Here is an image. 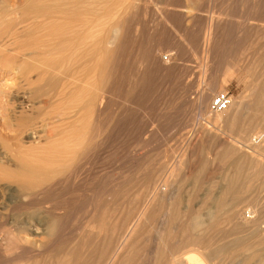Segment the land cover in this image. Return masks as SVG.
I'll return each mask as SVG.
<instances>
[{
	"label": "bare ground",
	"instance_id": "obj_1",
	"mask_svg": "<svg viewBox=\"0 0 264 264\" xmlns=\"http://www.w3.org/2000/svg\"><path fill=\"white\" fill-rule=\"evenodd\" d=\"M154 1L158 2V0H0V79L12 73V71L20 72L21 70L18 76L20 75L19 79L24 82V86L19 88L18 91V94L22 93L19 99H10L11 96L9 95L11 94H9V91H4L0 87V186H4V190L7 191L5 201L2 203V207L0 206V225H2L0 227V236L9 237L13 248V252L11 251L13 254L9 255L6 249L7 253L4 252L5 254L13 255L17 258L18 256L23 257L38 253L40 259H37L40 262L38 264H129L136 260L137 257L130 253V249L133 248L134 239L138 236L137 230L141 228L139 223L142 220V222H146L144 219L147 220L149 217L151 220L153 219L151 216L161 212H163L164 216L161 217L163 219L159 223L161 224V231H158L159 228L157 230L159 233L156 232L158 234L156 235V241H164L163 234L166 230H163V227L166 225L167 217L181 207V201L183 200L178 194H175L173 189L170 192L171 190L168 188L170 184L168 182L164 181L162 184L149 182L148 176L150 173L148 172L151 168H147L149 170L145 169L147 171H143L146 173H144L143 179L138 182L135 181V185L133 184L134 187L143 188L146 192H144L145 197L140 203L138 219L130 223L125 222L127 227L124 230L122 229L124 232L118 231V223L116 221L114 222L110 217L107 219L111 212V206L103 207V210L99 213V209L94 207L95 199H92L91 218L93 219V224L94 219L97 220L96 229L92 230L90 227L91 231H88V235L83 237L81 248H75L73 245L74 247L71 246V248L68 247L58 252L50 249L51 253L43 243L38 241L42 231L40 232L41 229L34 226L35 224L31 221L35 216V211L32 213V210L38 204V195L42 192L46 193L50 186L55 184V181L71 177L77 171L81 162L85 160L88 150H91V147L96 143L94 142L96 141L95 139H100L103 133L115 131L118 125L121 124L120 122L123 123L121 120L124 119L118 115L115 99L121 100L122 96L124 98L127 96L125 94L130 92L128 86L130 82L126 84V80L129 78L127 70L124 68V72L121 71L119 64L124 56L128 55L127 52L131 46L130 41L128 42V39H130L128 36L130 35V28H133L131 27V20L135 15L133 13L136 12L134 10L145 2L148 5V3L152 4ZM161 2L162 7H157L156 9L159 10L157 14H159L161 20H166L173 15L183 19L187 14H193L192 10L190 11L188 7L182 4V0H163ZM261 11L264 12L263 9ZM213 19L211 17L209 23H207L206 33H204L205 43L209 45L212 44L213 36L217 35L218 32L217 27L214 26L213 28ZM134 41L136 40L134 39ZM28 60H32L36 65H32ZM145 60L153 70L159 72L165 70L174 62L173 55L163 56L160 49L147 53ZM204 66L207 65L204 63ZM259 83L253 89L255 94L248 97L249 101L246 105L232 104L233 100L230 96V106L222 112H214L212 103L218 95L228 93H219L214 97L215 94L223 90V85L217 83L218 85L215 84L216 86L211 91L208 90L201 93L196 103V108L200 116L207 115L209 111L215 115L213 118L211 117L212 119L210 118V123L212 124L211 127L216 131L213 133V130L209 127V130L212 131L209 132L208 128L207 130L205 129L207 132L204 133L203 131L204 135L201 134L203 136L200 138H212L211 141L223 139L228 134L227 130L230 133L235 130L238 131L241 124L247 121V116L249 117L251 112L253 116L257 115L254 117L255 120H259V123L261 121L264 123V83ZM252 118L251 120H253ZM248 119L250 120V118ZM251 120L252 124L253 121ZM260 124L262 125V123ZM25 133H28L26 138L27 141L29 140L28 143H31L27 147H24L21 141V136L25 140ZM229 137L231 136H228L227 139ZM245 143L249 144L248 146H251L253 150L250 158L251 163L248 164L249 167H246L244 157L236 161L230 158L232 161L230 162L229 160V163H226L229 167L228 169L225 167L227 172H225L223 178L220 180L218 179L219 177L216 178L219 181L217 180L214 183L215 185L212 183V187H209L210 189L202 197V202L201 200L199 201L201 205H193L195 207L191 208L192 211H190L192 212L191 214L194 213L192 217L194 218L201 211L211 208L214 210V213L212 212L214 217L208 219L210 216L204 214V216H207L204 225H202V222H198L193 229L181 234L180 239H178L181 244V251L171 256L172 259H170L169 264H225L228 260L230 262L231 260L235 261L237 264H264L263 212L254 211L252 218L250 215L248 217L251 220L242 216L244 203L247 201L246 203L248 204L250 200L247 199L252 197L249 198L250 193L254 189L252 185L260 183L259 188L256 187L257 190L264 188V180H262L264 179V166L262 165L263 168H261V162L258 159L259 155L257 157L258 152H255V149H258V144H256L254 139L249 138ZM247 144L245 145L247 146ZM224 145L229 146L233 151L235 150L236 154L240 155L243 153L244 149L242 150L238 146L239 142L236 140L228 141L225 139L224 142L220 143V146ZM246 146L245 148H248ZM206 147L208 148V146ZM223 156L222 158H224ZM213 157L211 161H214L213 164H215L216 161H219L216 153ZM220 160L222 161V159ZM220 168L216 169L222 171V166ZM174 169L168 175L171 178L172 176L174 177ZM67 181L66 184L70 182L68 181L67 183ZM157 181L156 183L160 180ZM109 187L107 186L106 188L110 190ZM120 187L122 186L120 185ZM103 192L105 193V191ZM103 192V196L108 193L106 191L107 193L103 194ZM120 193L122 194V192ZM111 194L109 193L108 195L110 196ZM2 195L5 196L3 193ZM118 200H116L117 203ZM109 201H112V199ZM41 207L43 208L42 205ZM22 211H26L28 216H25V214L23 216L22 214L20 215ZM126 213L129 214L130 212ZM115 215H117V212ZM48 217L38 219L39 221L36 223H44V226H48L49 231L47 230V232L51 234L53 231V234H55L57 233L55 231L59 229V227L56 228L59 223L57 224V219L52 220ZM92 219L90 220L92 221ZM116 220L118 219L116 218ZM224 223L232 226L230 231L227 230L228 232H226L224 230L226 234L220 228L222 224L225 225ZM142 226L145 225L143 224ZM141 229L139 230L142 231ZM187 232L189 233L187 234ZM43 234H45V231ZM45 235L49 234L46 233ZM50 236L45 237L49 238ZM41 239L43 240L44 237L39 240ZM45 241L47 242V239ZM164 243L165 241L162 245ZM164 255L165 252L164 254L160 253L149 257L147 255L146 257L148 261L158 263L163 261ZM171 257H168V261Z\"/></svg>",
	"mask_w": 264,
	"mask_h": 264
},
{
	"label": "rangeland",
	"instance_id": "obj_2",
	"mask_svg": "<svg viewBox=\"0 0 264 264\" xmlns=\"http://www.w3.org/2000/svg\"><path fill=\"white\" fill-rule=\"evenodd\" d=\"M161 1L163 0H158V2L154 1L156 3L153 2L152 4L148 3L149 6L145 2L138 6V9L136 8L134 10L136 12L133 11L135 17L133 16L134 19L132 18V20L135 21L133 22L131 20V27L133 28H130V35L128 36V38H130L128 39V42L130 41L131 46L127 52V56H130L127 57L125 55L119 64L121 71L124 72V68L127 70L129 80L127 79V82H125L126 84L129 82L131 83L128 84L130 92L125 94L128 96H125L126 99L124 96H122L121 100L115 99L118 115L120 118L124 119L121 120L123 123L120 122L123 125L119 124V128L117 127L115 131L110 133L108 131V133H103L100 139H95L96 141L94 142L96 143L93 147H91V150H88L85 160L81 162L77 168V171L72 174L73 176L71 175V177H67L68 179L63 178L61 180L59 179L60 181H55L54 183L58 187L53 184V186H50L48 189L49 191L47 190L46 193L42 192L38 195V204L32 210V213L35 211V216L31 221L35 224L32 225L40 228V232L42 231V234L38 237V241L43 243L51 253L52 251L58 252L60 250L67 249L68 247L71 248V246H75V248L78 249L81 248L83 237L88 235V231H91V229H96L95 227H97V220L94 219L93 224V219L91 218L92 199H95L94 207L99 209V213L103 210V207H112H110L111 212L107 219L110 217L114 222L116 221V223H118V231L120 230V232H124L123 230L126 229L127 226L125 225H127L128 222L130 223L135 221V219H138V213L141 206L140 203L145 197L144 192L146 191H144L143 188L140 189L136 186L134 187V182H138L143 179L144 173L149 170L147 168H151L148 172L150 173L148 176L150 179H148L149 182L152 181L154 182L153 184H162L164 181L168 182L170 184H168V188L171 190L169 191L172 192L173 189L175 194H178L183 201H181V207L176 209V213L173 212L167 217L166 225L163 227V230H166L163 234V240L165 241L164 245H162L164 241H156V235H158V231H161V224L159 223L163 219H161V217L164 216V214H162L163 212L151 216V218H153L151 220L149 217L147 220L144 219L146 222H142V220L139 223V227L142 228L139 229L142 231L139 229L137 230L138 236L134 239V243L132 245L133 248L131 247L132 249H130V253L136 255L137 257L136 260L130 263L155 264L156 262L148 261L146 256H155L160 253L164 254L165 252L164 256L166 259L164 258L163 261L156 264H169L170 259H172L171 256L181 251V244L178 241L181 234L185 231H190V229H193L195 227L194 225L198 222H202V225H204L207 217L204 216V214L210 216L208 219L214 217V210L211 208L201 211L202 214L200 213L199 215H195L194 218H192L194 213L191 214L192 212L190 211H192L191 208L193 209L195 206L201 205L202 197L205 195V193H207V191L214 183L217 182L218 179L220 180L223 178L229 167V165H226V163H229V160L231 162L232 160L236 161L239 158L244 157V163L246 164L247 168L249 167L248 164L251 163L250 158L253 154V150L251 149V146H248L249 144L245 143L247 139L252 138L256 144H258V149H255V152L259 153H257V157L259 155L258 159L261 162V168L264 166V123L262 121L260 122L262 123V126L258 122L259 120L254 119V117L257 116L256 114L253 116V113L251 112L249 117L246 115L247 121H244L241 124L242 127L240 126L238 131L235 130L236 132L233 131L231 133L228 130L226 131L228 134L233 135H224L225 137H223V139L220 138L221 141H211L212 138L205 139V137H203V141L200 137L203 136L205 132H207L205 129L207 130L208 128L209 130V127L212 126L210 123V118H213L215 115L209 111L207 115L200 116L199 111L196 108V103L198 102L200 94L204 91H211L214 86L218 84L223 85V90L215 94L214 97H216L219 93L228 92L229 96L232 97V104L235 103V105H246V103L249 101L248 97L255 94L253 90L254 87L257 86L259 82H261V84L264 83V12L261 11L262 9L264 10V0H182V4L188 7L190 11L192 10L193 14H187V16H185L183 19H179V17H175L173 15L169 16L170 18H167L166 20H161V17L159 14H157L159 12V10H156L157 7H162ZM196 5L201 6H198V8ZM195 10L198 12H195ZM211 17L212 19L214 18V23H216V25L213 23V28L214 26L217 27L218 32L217 35L213 36L211 41L212 44L210 43L211 45H209L205 43L204 33H206L205 30L207 29V23H209ZM134 39L136 41H134ZM205 46H210V48L207 49ZM156 49H160L161 55L163 56L173 55L174 65L172 64L165 70H161V72L153 70V68L146 63L145 57L147 53ZM208 50L210 51V54ZM29 63L36 65L32 60H30ZM204 63L207 66H204ZM124 64L129 67L127 68ZM17 72L18 71H12V73L3 76V78L0 79V87L4 89V91H9V94H11L9 95L11 96L10 99H19L22 96V93L20 92V94H18V91L19 88L24 86V82L19 79L20 75L18 76L21 70L20 72ZM143 79H145V81H143ZM256 81L258 82L257 84ZM248 118H250V120L251 118L253 119L251 120L253 121L252 124ZM221 125L223 126V124ZM261 127H263V129H261ZM210 129L213 130V133L216 131L213 129V127ZM244 130L248 131L245 132ZM211 131L209 130V132ZM24 136L26 141L24 140L23 136H21V141L23 146L27 147L29 144H31L28 143L29 140L27 141L26 138L28 133H25ZM228 136L231 137L227 139ZM225 139L228 141L236 140L239 142L238 146L242 148V150L244 149L243 153L239 155L234 152L235 150H231V148L227 145L220 146V143L224 142ZM206 140L210 142H206ZM245 144H247V146ZM206 146H208V148ZM245 146L248 148H245ZM203 147L206 148L204 149ZM215 153L219 161H216L215 164H213L214 161L212 162L211 160H213V155L215 156ZM231 155L232 157H230ZM222 156L224 158H222ZM220 159H222V161ZM221 166L223 169L222 171L220 170ZM225 167L227 169H225ZM216 168L220 169L217 170ZM172 169H174V177L172 174L171 178L168 175ZM144 170L145 172H143ZM222 172L224 173L222 174ZM216 178L218 179L216 180ZM129 179L132 181V183ZM67 180L70 182L68 183ZM157 180L160 181L158 182ZM66 181L68 184H66ZM156 181L158 183H156ZM106 184H108L107 186H110V190L106 188ZM254 184L252 185L254 186V189L249 195V198L252 196V199H247L250 200V202L248 201L249 203L247 204L246 201L244 203L245 205L243 206L244 213L242 216L247 217V219L249 215L252 218V213L254 211L261 213L263 212L262 215L264 216V188L262 187L263 189L257 190L260 183ZM120 185L122 187H120ZM112 186H115V188ZM131 186L134 187V190ZM0 187H2L0 188V201H2L0 202V206L2 207V203H4V199L7 196V191L4 190V186L1 185ZM130 189L131 191H129ZM138 189L140 190L138 191ZM119 190L122 192V194L119 192ZM103 191H105V193ZM102 192L103 194H107L103 196ZM2 193L5 194V196L2 195ZM109 193H112V196H109ZM105 196L107 197L105 198ZM110 197H112L111 199L113 202L109 201L111 200ZM116 200H118V203ZM200 200L201 202H199ZM101 203L103 204L100 205ZM48 206L53 208H49ZM128 211L130 212L129 214L126 213ZM116 212L117 215H115ZM56 213L57 215H55ZM21 214L22 216L23 214H25V216L27 215L26 211H22L20 215ZM47 217L52 220L57 219V224L59 223V225L56 227H59V229H55V232L57 233L54 232L55 234H53L52 231L50 234V232H47L48 226H44V223L37 224V221H39L38 219ZM116 218L118 220H116ZM90 219H92V221ZM119 221L121 223L123 222L122 224L124 225H122ZM125 222L127 223L125 224ZM143 224L145 226H142ZM224 224L225 225L222 224L220 227L223 231H230V227L232 229V226H228L226 223ZM92 225H94V227H92ZM1 226L2 225H0V227ZM44 231L45 234L47 233L49 235L43 234ZM94 232L96 231L94 230ZM140 232L143 233L141 234ZM188 233L189 232H187V234ZM53 235L57 236L54 237ZM45 236L50 237L46 238ZM43 237V240H39ZM46 239L47 242L45 241ZM215 240H217V238H215ZM2 246L3 248L1 249ZM94 248H96V246H94ZM5 249L8 251L9 255H11L13 252L10 238L7 236H0V264H38V260H40L38 253H32L33 255L29 254L23 257L18 256L16 258L13 255L9 256L8 254H5L7 253ZM168 257H171L169 258V261ZM225 264L237 263L235 261L231 260L230 262V260H228Z\"/></svg>",
	"mask_w": 264,
	"mask_h": 264
},
{
	"label": "built area",
	"instance_id": "obj_3",
	"mask_svg": "<svg viewBox=\"0 0 264 264\" xmlns=\"http://www.w3.org/2000/svg\"><path fill=\"white\" fill-rule=\"evenodd\" d=\"M231 99L228 93L218 95L212 103L214 112H222L230 106Z\"/></svg>",
	"mask_w": 264,
	"mask_h": 264
}]
</instances>
